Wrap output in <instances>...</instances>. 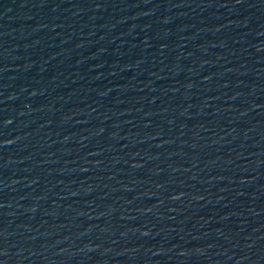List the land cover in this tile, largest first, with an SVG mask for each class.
I'll list each match as a JSON object with an SVG mask.
<instances>
[{
    "label": "water",
    "instance_id": "95a60500",
    "mask_svg": "<svg viewBox=\"0 0 264 264\" xmlns=\"http://www.w3.org/2000/svg\"><path fill=\"white\" fill-rule=\"evenodd\" d=\"M0 264H264V0H0Z\"/></svg>",
    "mask_w": 264,
    "mask_h": 264
}]
</instances>
